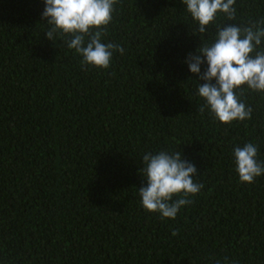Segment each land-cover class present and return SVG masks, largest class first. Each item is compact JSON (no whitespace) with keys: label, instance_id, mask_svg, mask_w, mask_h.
Instances as JSON below:
<instances>
[{"label":"trees","instance_id":"1","mask_svg":"<svg viewBox=\"0 0 264 264\" xmlns=\"http://www.w3.org/2000/svg\"><path fill=\"white\" fill-rule=\"evenodd\" d=\"M115 7L103 42L124 52L102 70L45 38L43 0H0V264H264V175L241 183L232 155L252 142L264 162V93L245 91L243 122L201 113L185 61L215 25L194 34L182 0ZM236 8L226 24L264 20V0ZM164 149L203 185L174 220L137 192Z\"/></svg>","mask_w":264,"mask_h":264},{"label":"clouds","instance_id":"2","mask_svg":"<svg viewBox=\"0 0 264 264\" xmlns=\"http://www.w3.org/2000/svg\"><path fill=\"white\" fill-rule=\"evenodd\" d=\"M41 18L49 26L45 38L64 40L81 56V65L107 70L116 52L124 49L114 42H103L113 20L118 0H43ZM185 10L198 25L194 34H207L215 25L211 43H200L185 63L198 77L197 94L202 99L199 111L207 110L224 125L251 119L252 108L241 98L246 90L264 93V20L236 21V0H182ZM223 15L225 22L217 24ZM226 24V26H225ZM207 68L201 72V65ZM214 81V83H213ZM258 146L246 142L233 149L239 181L252 184L264 175V162L257 159ZM142 178L146 186L137 192L143 209L158 213L161 219L174 220L182 207L193 203L203 185L195 181L197 169L182 159L180 151L159 150L142 157ZM173 232L172 235H176Z\"/></svg>","mask_w":264,"mask_h":264}]
</instances>
